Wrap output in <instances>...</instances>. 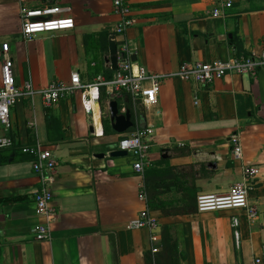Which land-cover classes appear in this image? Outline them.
<instances>
[{
    "label": "crops",
    "instance_id": "obj_1",
    "mask_svg": "<svg viewBox=\"0 0 264 264\" xmlns=\"http://www.w3.org/2000/svg\"><path fill=\"white\" fill-rule=\"evenodd\" d=\"M52 5L70 7L63 16L73 19L74 28L24 41L21 7ZM111 5L112 0H0V67L11 60L16 85L31 81L35 91L11 110L9 134L16 146L0 152V264H155L162 256L163 228L185 254L180 264H253L264 241V70L230 74L208 86L173 77L161 82L153 106H138L139 127L154 131L146 169L155 171L154 233L126 228L145 205L139 200L144 174L134 172L129 156L109 157L121 135L105 134L103 119L108 104L115 101L120 110L122 100H99L91 116L84 91L50 108L42 105L39 92L51 82H69L78 73L82 85L90 86L111 69L108 45L118 20ZM129 5L135 20L126 34L132 58L149 73L229 60L235 56L228 42L234 32L246 55L264 51V0H233L224 18L211 17L212 0ZM235 134L239 159L231 152ZM35 142L56 161L51 191L57 216L48 241L32 238L39 182L30 158L19 152ZM246 166L259 169L248 194L257 210L253 220L242 209L197 213V196L227 193L243 180ZM187 207L194 213L174 215Z\"/></svg>",
    "mask_w": 264,
    "mask_h": 264
},
{
    "label": "built area",
    "instance_id": "obj_2",
    "mask_svg": "<svg viewBox=\"0 0 264 264\" xmlns=\"http://www.w3.org/2000/svg\"><path fill=\"white\" fill-rule=\"evenodd\" d=\"M212 18H224L226 12L232 8L233 0H212ZM111 11L117 17V23L112 31V38L117 50V69L107 80L97 76L93 85H82L78 73L70 76L69 82H51L41 90L42 105L50 108L61 99L73 96L80 91L87 94V113L94 112L95 102L100 100V89H104L106 98L122 100L119 114L129 112L124 100H129L132 109L133 128L120 136L114 151H125L132 160V168L137 174L143 175L151 167L149 160L150 149L153 145L154 131L151 127L141 128L138 125V106L150 107L157 102V94L161 82L176 77L185 82H193L199 86H208L227 75L255 76L264 70V51L260 53L242 54L229 60H215L210 63H183L175 73L155 74L144 68L135 66L132 51L127 40V31L135 23L129 5V0H112ZM70 12V7L47 6L31 9L26 6L20 9L21 37L24 41H31L39 35L72 30L74 21L71 17L63 16ZM4 54L8 52V45H2ZM13 64L6 58L0 67V152L11 150L16 146L11 131L10 112L16 104L24 98L35 94L31 81L22 87L16 85ZM195 104H197L195 102ZM89 115V116H91ZM231 152L234 159H239L242 148L238 135L230 138ZM182 146V145H181ZM19 152L30 158L33 172L36 174L39 187L34 195L35 217L37 223L31 229L35 241L51 239L50 226L57 216L53 206L51 186L54 181L56 161L51 152L41 143L20 146ZM259 176V169L255 166L243 168V180L231 186L222 195H199L196 198L197 213L216 212L223 210L242 209L247 217L253 220L257 210L248 203V194L253 189ZM139 200L145 205L138 217L130 221L128 230H147L151 233L158 227V221L150 213L146 205L144 185L139 192ZM156 241V236H151ZM154 252V250H153ZM253 264H264V241L261 255L255 258Z\"/></svg>",
    "mask_w": 264,
    "mask_h": 264
},
{
    "label": "trees",
    "instance_id": "obj_3",
    "mask_svg": "<svg viewBox=\"0 0 264 264\" xmlns=\"http://www.w3.org/2000/svg\"><path fill=\"white\" fill-rule=\"evenodd\" d=\"M229 46L233 49L236 56L245 54L243 50V45L241 40L236 35V32L232 34V37L228 40ZM104 78L109 80L112 77L113 71L111 69H107L103 71ZM106 98L104 89H100V101L104 100ZM118 105L119 101L117 100ZM126 105L127 110L132 114V109L130 106L129 100L123 101ZM121 106V105H120ZM106 116L103 119L104 123V133L105 134H112L113 131L111 129L109 118L107 113H105ZM141 114V113H140ZM53 124V123H52ZM51 128L53 125H49ZM49 127V131H50ZM52 136V134H51ZM56 140L62 139V133L60 132L58 136H55ZM154 170H145L144 172V191L146 193V205L149 210L156 209V205L154 204V193H151V186L150 183L152 182V179L154 178ZM151 180V181H150ZM196 205V204H195ZM195 209H192L191 207L183 208L182 211L178 214L174 215H188L194 213ZM159 248L161 250L162 256L159 258H155V264H180L181 260L185 259V254L178 251V245L176 241L171 236L169 230L167 228H163L161 232V240L159 243Z\"/></svg>",
    "mask_w": 264,
    "mask_h": 264
},
{
    "label": "water",
    "instance_id": "obj_4",
    "mask_svg": "<svg viewBox=\"0 0 264 264\" xmlns=\"http://www.w3.org/2000/svg\"><path fill=\"white\" fill-rule=\"evenodd\" d=\"M108 49H109L110 68L112 71H115L117 69V50H116V44L113 41L112 37L109 38ZM94 104H95V108L99 110L100 108L99 101H96ZM108 116H109L112 130L116 134L123 135L133 126L132 121H131V114L129 112H126L124 114H119L117 103L115 101H111L108 104ZM125 156H127L125 151H112L109 153V157L111 158H118V157H125ZM97 157L103 158L104 155L101 154V155H98Z\"/></svg>",
    "mask_w": 264,
    "mask_h": 264
}]
</instances>
